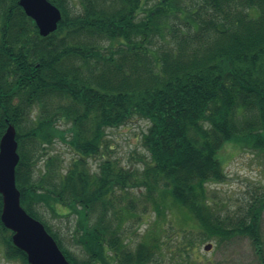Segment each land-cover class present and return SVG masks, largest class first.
I'll return each instance as SVG.
<instances>
[{
    "label": "trees",
    "instance_id": "obj_1",
    "mask_svg": "<svg viewBox=\"0 0 264 264\" xmlns=\"http://www.w3.org/2000/svg\"><path fill=\"white\" fill-rule=\"evenodd\" d=\"M49 1L62 20L42 37L20 0H0V142L15 126L27 213L71 264H157L170 241L160 229L167 212L196 231L183 253L196 241L241 238L264 264V192L225 213L210 189L228 179L225 147L264 155V0ZM134 119L149 124L142 168L103 156L108 129ZM57 142L72 153L69 164L49 152ZM136 191L159 223L131 248L122 233ZM56 205L75 216L84 258L43 219L40 208ZM2 210L0 195V246L7 259L29 264Z\"/></svg>",
    "mask_w": 264,
    "mask_h": 264
},
{
    "label": "rangeland",
    "instance_id": "obj_2",
    "mask_svg": "<svg viewBox=\"0 0 264 264\" xmlns=\"http://www.w3.org/2000/svg\"><path fill=\"white\" fill-rule=\"evenodd\" d=\"M154 1V0H151ZM152 4V2H149ZM75 12L81 7L78 1L74 2ZM148 122L142 119H134L126 125L108 129V141L111 149L104 151V157L118 161L126 168H142L148 153L142 145V136L147 132ZM51 154H59L66 164H69L72 153L60 142L55 143L48 149ZM223 166L228 175L226 182L213 184L210 189L216 195V201L221 211L227 213L240 209L264 192V155L251 150H244L233 146H227L220 154ZM101 159H91L92 169L97 170ZM44 161L42 160L36 169V175L42 172ZM135 203L131 210L133 215H126L123 223L122 237L130 241L131 248L142 240L151 229L159 223L152 202L141 196L140 191L134 193ZM127 199L118 203L121 210L127 205ZM55 211L50 207L42 206L40 213L43 219L49 223L55 232H58L65 246L84 258L82 249L75 245L73 233L76 218L65 207L56 205ZM167 219L161 225L162 235L167 232L170 241L166 245L165 254L158 258L157 264H259L251 243L247 239H235L218 244L216 241L194 242V251L183 253L186 246L190 245L191 235L188 231L191 226H180L177 217L167 212ZM156 221V222H155ZM264 233V216H263ZM186 229V230H184ZM190 229V230H189ZM209 249H206L208 246ZM0 264H23L21 261L10 260L5 256V248L0 246Z\"/></svg>",
    "mask_w": 264,
    "mask_h": 264
},
{
    "label": "water",
    "instance_id": "obj_3",
    "mask_svg": "<svg viewBox=\"0 0 264 264\" xmlns=\"http://www.w3.org/2000/svg\"><path fill=\"white\" fill-rule=\"evenodd\" d=\"M20 6L36 24L42 37L54 33L62 13L49 0H20ZM17 132L9 124L0 142V195L3 197L2 222L13 232L14 245L25 252L30 264H71L43 223L30 216L21 205L16 168L20 162ZM208 246L206 249H209Z\"/></svg>",
    "mask_w": 264,
    "mask_h": 264
}]
</instances>
